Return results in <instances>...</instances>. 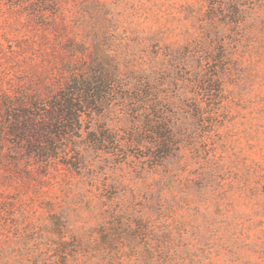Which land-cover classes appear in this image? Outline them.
Masks as SVG:
<instances>
[{
    "label": "rangeland",
    "instance_id": "374dc122",
    "mask_svg": "<svg viewBox=\"0 0 264 264\" xmlns=\"http://www.w3.org/2000/svg\"><path fill=\"white\" fill-rule=\"evenodd\" d=\"M53 1L130 88L149 85L168 104L180 143L150 159L152 146L127 145L122 111L90 124L117 148H90L84 115L49 168L0 141V264H264V6L239 15L227 0ZM18 2L0 0V98L49 72L28 61L32 50L9 53L42 35L22 24Z\"/></svg>",
    "mask_w": 264,
    "mask_h": 264
},
{
    "label": "trees",
    "instance_id": "16d2710c",
    "mask_svg": "<svg viewBox=\"0 0 264 264\" xmlns=\"http://www.w3.org/2000/svg\"><path fill=\"white\" fill-rule=\"evenodd\" d=\"M216 1L208 0L211 5ZM255 6H264V0H227L225 10L243 15ZM16 7L24 16L22 24L39 27L42 35L37 41L23 39L9 45V53L20 55L32 50L28 61L40 60L49 72L40 86H22L14 97L0 98V141L12 146L6 148L9 156L22 154L49 168L64 143H71L82 133L84 115L89 120L84 133L93 137L90 148L100 150L105 144L117 148L116 136L101 132L104 129L100 137L98 131L90 132L94 115L117 111L132 118L127 145L152 146L155 151L150 159L165 158L176 148L180 141L173 113L153 88L141 83L130 88L119 64L108 59L98 42L80 40L67 31L53 0H19L11 4L12 9Z\"/></svg>",
    "mask_w": 264,
    "mask_h": 264
}]
</instances>
